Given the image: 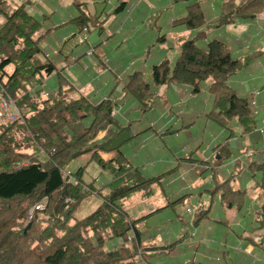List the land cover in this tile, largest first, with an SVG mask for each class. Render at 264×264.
I'll return each mask as SVG.
<instances>
[{"label": "trees", "instance_id": "obj_1", "mask_svg": "<svg viewBox=\"0 0 264 264\" xmlns=\"http://www.w3.org/2000/svg\"><path fill=\"white\" fill-rule=\"evenodd\" d=\"M29 2L26 0L10 13L0 6V90L8 94L19 110L13 119L0 115V264H135V257L152 264L146 252L158 248L142 244L136 225L140 217L132 219L124 208L130 200L152 197L154 185L161 184V175L145 177L121 151L136 135L128 125L120 123L116 113L112 114L115 105L111 99L93 105L83 95L74 94L55 64L43 58L41 39L33 38L40 25L27 12ZM124 4L121 2L115 10H121ZM195 6H188V15L182 21L190 28L198 26L196 19L201 17L192 9ZM263 12L264 0H225L216 27L220 29L236 20L251 21ZM76 23L77 30L71 35L75 39V35L101 22L82 10ZM197 29L200 30L193 38L180 43L172 60L166 58L152 66L148 80L141 71L128 75L124 85L126 98L134 99L137 109L145 113L153 105L152 86L183 85L193 93L206 86V119L228 131L225 139L233 137L234 125L243 134L252 132L257 124L255 106L250 95L241 94L231 84L249 56H234L232 44L218 38L205 40L203 28ZM52 74L58 76V84L53 90H44L42 84ZM65 83L67 86H63ZM181 102L179 99L176 104ZM181 113L178 106L174 116ZM100 131L104 135L97 139ZM206 147V151L211 150L206 163H210L207 172L212 185L199 194L207 192L211 203L207 208L200 204L192 210L193 226L210 218L215 199L219 206L237 211L247 209L251 200L245 189L233 187L235 177L241 174L239 157L233 160L232 173L220 174L218 166L232 157L228 143L201 145V155ZM98 151H114L115 155L104 161ZM259 151L262 150L255 152ZM88 153L100 167L110 170L106 194L83 181L82 168L69 177L63 175L71 161ZM193 154L194 151L190 156ZM246 167L252 179L259 174V180L253 184L260 191L262 203L252 214L251 226L259 239L251 242L264 250V157L251 160ZM88 194L97 196L99 204L85 217L74 218ZM186 196H191V192L183 193L168 205L174 209ZM38 202H44L45 207L32 210ZM185 234L174 244L188 238ZM117 239L121 243L112 246Z\"/></svg>", "mask_w": 264, "mask_h": 264}, {"label": "crops", "instance_id": "obj_2", "mask_svg": "<svg viewBox=\"0 0 264 264\" xmlns=\"http://www.w3.org/2000/svg\"><path fill=\"white\" fill-rule=\"evenodd\" d=\"M25 1L0 0V6L5 12L10 13L24 5ZM224 1L190 0L173 3L171 0H130L127 4L123 0H30L26 7L27 12L40 25L33 34V38L41 39L40 47L43 51V58L55 64L61 78L72 86L74 94L83 95L93 105L106 98L111 99L115 108L118 109L116 117L120 119V123L124 126L128 125L130 132L136 135L121 147L125 157L134 166L142 167L140 168L142 174L147 178L162 175L172 169L179 171L180 175L181 171H188L186 177L184 175L181 188L171 187L168 191L161 186L164 196L174 194L179 197L183 193L189 192L192 196L196 190L192 188L191 184L196 181L205 183L201 190L212 185V180L207 172L209 170L207 165L210 163H206L211 158V150L206 151L203 155L199 151L197 154L195 151L199 150L201 145L213 146L217 143H228L232 157L224 161L223 165L218 166V169L222 171L220 174L223 175H229L233 172V160L239 157L241 174L235 177L233 187L245 189L247 196L251 198L247 209L238 211L241 215L239 220L242 221L244 228L229 227L225 218L216 220L213 225L212 223L209 224V219H205L197 223L191 233L193 238L190 240L186 238L174 244L181 237L179 234L182 226L178 225L174 226L172 230H166V238L159 235L160 241L166 245L148 246V243L143 244L146 247L155 246L168 249L175 264L188 263L184 258L186 254L184 255L181 250H187L188 253L192 251L190 259L192 264H264V250L251 242L252 240L257 241L259 236L257 233H253L251 229L253 214L251 210L253 207L255 209V202L253 197L248 194V189L251 188V191L262 203L259 198L260 191L254 188L253 184L254 180H259V174H256L252 179L247 174L246 167L251 160H260L264 157V12L251 21L236 20L219 29L216 24L222 13ZM121 2L125 3L124 6L122 5L121 10L116 11L115 9ZM193 4L196 6L192 9L201 14V17L196 19V24L203 28L205 40L213 38L224 40L233 45L234 56L241 59L244 56H249L243 70L231 80V84L237 87L241 94L251 95L255 90L261 91L256 97L254 107L257 124L255 129L247 135L243 134L237 125H234L232 128L233 137L226 140L228 131L215 126L213 122L206 119V127L211 129L210 139L204 140L199 146H195L192 156L186 148L185 151L189 153L187 157L180 158L178 155L172 158L171 150L166 145V138L171 142L179 139L183 144L191 142L192 138L197 136L198 129L195 125V118L203 113V107L207 112V105L203 104L208 98L206 86L198 93H193L183 85L152 86L151 90L155 93L154 109L151 111V115L147 116L146 113L137 109L138 104L134 99L126 98L124 85L128 75L136 71H141L148 80L151 71L145 72L147 68L149 69L166 58L172 60L177 54L180 43L195 36L200 30L197 29L198 26L190 28L182 23L188 15V6ZM82 10L90 16L97 17L101 23L99 26H91L94 28L93 30L88 28L87 32L81 34L86 38V42L77 43L71 35L77 30L76 19ZM155 12L158 14V20L154 26L162 25L167 32L174 34L175 38L168 39L165 34L159 35L149 29V18ZM112 16H114L113 19H111ZM1 22L2 17L0 16ZM105 25L108 27L107 29H104ZM176 33L182 36L176 37ZM90 46L95 49V52L93 55L87 56L85 53ZM150 54H152L150 62H142ZM124 65L125 68H122ZM53 75L57 76L52 74L46 79L49 81L47 86L51 88L50 90H53L58 84V77H56V81L51 79ZM179 99L183 102L182 113L175 117L174 114L180 105L176 104ZM217 127L221 129L218 132L215 130ZM103 135L104 131H100L96 138L100 139ZM257 141H262V143ZM256 150L262 151L255 152ZM245 152L253 154L249 156ZM243 153L246 155H242ZM98 155L104 161H108L115 155V152L98 151ZM188 157H191V160H188ZM73 161L76 163L70 165ZM73 161L68 164L70 165L68 169H71L72 173L79 168L86 171L91 164L92 168L89 171L92 172L97 165L89 153ZM82 161H86L85 165H81ZM161 170L163 172H160ZM102 173L97 176V179L92 177L88 180L83 179L85 175L83 174L82 179L85 183L92 184L93 187L94 183L97 182L106 188L105 185L110 181L111 174L110 178L107 179L102 176ZM173 178L172 173H169V181H172ZM103 187L101 188V185L98 184V188H96L104 189ZM199 192L196 191L198 194ZM101 193L104 194L102 191ZM155 194L156 192L152 197L145 200L136 198L133 201H150L155 199ZM206 194L208 193L204 192L199 195L205 197ZM135 203L128 202L131 205L127 206V204L124 209L133 211V216L139 218L142 214L141 207L143 204ZM197 203L204 205L205 202L199 201ZM132 205L135 206V209L132 208ZM154 207L153 205L147 206L145 213L153 212ZM188 207L191 209V206ZM218 214L220 215V212ZM218 227L220 228L219 231H217ZM117 241L118 239L114 240L111 245L117 246ZM183 246H185L184 249ZM189 246L190 248H187ZM193 258L195 262L192 261ZM139 263L149 264L143 261ZM156 264H162V262L156 261Z\"/></svg>", "mask_w": 264, "mask_h": 264}, {"label": "rangeland", "instance_id": "obj_3", "mask_svg": "<svg viewBox=\"0 0 264 264\" xmlns=\"http://www.w3.org/2000/svg\"><path fill=\"white\" fill-rule=\"evenodd\" d=\"M123 1H125L128 4L130 0H123ZM157 15H158L157 12H155V13H153L152 17L149 18V20H150L148 22L149 29L153 30L154 33L159 34V35L165 34V36H167L168 39L172 40L173 38H175V35L167 32L166 28L163 27L162 25L154 26V23H156L158 20ZM113 18H114V16L111 17V19H113ZM89 28L91 29L92 27L90 26ZM107 28L108 27L105 25L104 29H107ZM93 29L94 28H92L91 30H93ZM105 34H107V31H105ZM178 36H182V35L176 33V37H178ZM151 49H152V47H151ZM151 57H152V54H150L149 57H145L144 59H146V60L145 61L142 60V62H146V63L150 62ZM127 66L129 67V64ZM151 67L149 69L147 68L145 72H147V71L150 72ZM122 68H125V65ZM56 77H58V76L53 75L51 77V79L56 81ZM146 79H147V77H146ZM48 83H49V81L46 80L42 84V88L44 90H47V89L50 90L51 89L50 87L47 86ZM65 85L67 86L66 83H65ZM0 91L4 92L3 90H0ZM206 101H205V103L203 102V104L206 105ZM153 106L154 105L151 106V109H149L147 112H145L147 116L151 115V111L154 109ZM181 107H182V104L179 105V108H181ZM203 109H204L203 113L201 115H198L195 118L196 119L195 125H196V128L198 129V131L196 132L197 136L192 138L191 142H189V143L185 142V143L181 144L179 139L171 142V141H169V139L166 138V145L171 150L172 158H173V156H178V155L180 158H183V156L187 157L189 155V153H187L185 151L186 148L188 149L189 152H193L195 150V146H199L200 144H202L204 142V140L207 141L208 139H210V136H211L210 130L211 129L209 127H206V116H205L206 110H205V107H203ZM2 116H5V115H2ZM5 117L9 118L10 116H5ZM174 125H175V123H174ZM215 130H216V132H218L221 129L217 127ZM172 134H174V133H172ZM238 136H240V135H238ZM257 142H260V144L262 143V141H257ZM213 144H214V142H213ZM192 145H193V147L190 149V147ZM195 152L198 154V150H196ZM157 160H159V159H157ZM166 161H169V160L166 159ZM75 163H76V161H73L70 163V165H74ZM85 163H86V161H82L81 165H85ZM70 165L67 166V171L70 174H73L71 169L70 170L68 169V167ZM158 165L160 166L161 164H158ZM91 168H92V164L86 169V171H83V172H85V173H83V174H85L83 177L84 180H88V178H92V177L97 179V176H100L101 172H103L102 173L103 177H106L107 179L110 178V170L108 168H102L97 164L95 166L94 170L92 172H90L89 169H91ZM140 168H142V167H140ZM160 172H163V171L161 170ZM169 173H172V176L174 177L172 181H169V179H168ZM180 173L181 174L183 173L186 177V175L188 174V171L183 170ZM183 181H184V179H181L179 171L177 172L176 169H172L170 172H165L164 174L161 175V184L160 185L162 186V188L167 189L169 191V188H171V187L172 188H174V187L181 188ZM98 184L101 185V188L103 187V185L101 183L95 182L94 183L95 189L98 188ZM204 184L205 183H202V181H196V182H194V184H191V185H192L193 189H195L196 191L199 192V190H201V188ZM160 185H158V184L154 185L155 186L154 192H156L155 199L153 198L154 200L152 199L150 201H138V202L133 201V200L128 201V202H133V203L137 202L135 204H143V206L141 207L142 208L141 209L142 214H141V216H139L140 219L136 222V225H137L138 229L140 230L142 244L148 243V246L166 245L160 241L161 238L159 237V235H161L163 238H166V230L167 229L172 230V228L174 226H178V225L182 226L180 228L179 236H182L183 234L186 233L185 236L188 237V240L192 239L193 237L191 236V233L195 229V226H193L191 220H192L194 213H186L185 209L188 206H191V209L194 211L198 207L199 204L197 202H199V201H201V202L204 201L205 203H204L203 207L207 208V206L209 205V202H210V196L208 194H206L205 197H202L201 195L196 193V191H194L192 196L184 197V199L179 204H177L175 206V208L173 209L172 208L173 206L172 207L169 206L168 203L172 202L177 196L174 194H171V195L169 194L168 196L167 195L164 196V193H163ZM101 188L97 189V190L98 191L101 190L104 194H106V188H104V187H103L104 189H101ZM248 194L253 197L254 202H255V209H256V207L260 206L261 202L255 196L254 192L251 191V188L248 189ZM98 201H100V200L97 198V196L92 195V194H88L86 196V199L82 202L80 207L74 213V215H73L74 218L81 219V217L90 213L93 210V208H95V206L98 204ZM130 205L131 204H128L127 206H130ZM149 205H153V207L155 206L154 209L159 208V210L152 213L151 211H153L154 210L153 209L150 211L151 213H145L146 207ZM220 207H221V210H218ZM132 208L135 209V206L132 205ZM211 208L212 209L210 212V218H209L210 223L209 224L212 223V225H213V222L215 223L216 220H223L225 218L229 224V227H231V228L235 227L238 229L244 228L242 221L239 220L241 215L235 208H227V207L219 206L217 199H215L213 201ZM255 209L253 207V209L251 210L253 214L255 213ZM126 210L129 213V215L132 217V219L138 218V217L133 216V211H131L129 209H126ZM218 212H220V215L218 214ZM178 216H180V217L178 218ZM219 230H220V228L218 227L217 231H219ZM117 243L120 244L121 240L118 239ZM114 245H115V243H114ZM110 247H111V245H108V247H106V249L109 250ZM184 248H185V246H183V249ZM187 248H190V246ZM181 252H183L184 255L186 254L184 256V258H185V261L188 262L187 264H192V263H190V259L192 257V251L191 252L189 251L190 255H189L187 250L186 251L181 250ZM146 256H147L146 257L147 260L152 264H156V261H160V262H162V264H168V263L169 264H175L172 260L173 256L171 255L169 250L168 249H166V250L162 249L161 247L158 248L156 251L146 252ZM169 260H171V261H169ZM192 261L195 262V259L193 258ZM134 262H135V264H140L139 262H141V259L139 257H135ZM176 264H178V263H176Z\"/></svg>", "mask_w": 264, "mask_h": 264}, {"label": "built area", "instance_id": "obj_4", "mask_svg": "<svg viewBox=\"0 0 264 264\" xmlns=\"http://www.w3.org/2000/svg\"><path fill=\"white\" fill-rule=\"evenodd\" d=\"M85 30H86V28L83 29V31H85ZM75 37H76L77 42H79V43H82L85 41V38L83 36H81L80 34L75 35ZM94 52H95V49L93 47H91L86 51V54L88 56H90V55H93ZM260 92H261L260 90H255L251 93L250 99H251V104L253 106L256 105V97L259 96ZM117 112H118V109L115 108V109H113L112 114H114V113L117 114ZM18 113H19V110L16 108L15 102L5 92L0 91V115L10 116L9 118L13 119L15 117V115H17ZM260 132H262V131L260 130ZM207 148L208 147H206L203 150V152H205L207 150ZM246 154L249 156L251 155L250 152L246 153ZM63 175L65 177L70 176V173L67 171V168H64ZM180 177H181V179H184L183 174H181ZM69 180H71V178ZM44 207H45L44 202H38L32 208V210H42ZM32 210H31V213H32ZM185 211L187 213H192V210L189 207H187L185 209ZM28 217H30V215Z\"/></svg>", "mask_w": 264, "mask_h": 264}]
</instances>
